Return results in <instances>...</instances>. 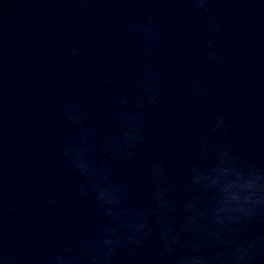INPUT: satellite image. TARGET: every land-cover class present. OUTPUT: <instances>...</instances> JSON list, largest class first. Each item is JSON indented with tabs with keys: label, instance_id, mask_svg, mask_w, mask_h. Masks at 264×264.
<instances>
[{
	"label": "water",
	"instance_id": "obj_1",
	"mask_svg": "<svg viewBox=\"0 0 264 264\" xmlns=\"http://www.w3.org/2000/svg\"><path fill=\"white\" fill-rule=\"evenodd\" d=\"M204 8L194 0H0V196L14 209L2 215L12 249L46 257L61 229L75 239L73 224L99 228L100 210L71 190L62 146L79 144L82 129L66 108L94 130L97 161L105 159L99 145L136 116L147 134L142 156L174 149L178 176L201 138L264 171V0ZM149 81L156 103L140 105ZM219 117L226 133L212 131ZM128 175L134 197L146 199L144 169ZM64 191L74 202L50 207Z\"/></svg>",
	"mask_w": 264,
	"mask_h": 264
},
{
	"label": "clouds",
	"instance_id": "obj_2",
	"mask_svg": "<svg viewBox=\"0 0 264 264\" xmlns=\"http://www.w3.org/2000/svg\"><path fill=\"white\" fill-rule=\"evenodd\" d=\"M211 2L194 0L197 10ZM141 91L151 95L140 105L156 103L150 81ZM194 104L189 102L190 110ZM65 116L82 129L79 144L62 146L75 173L71 190L100 210L99 228L73 224L80 233L75 239L61 229L46 257L21 246L14 250L2 227L4 208L14 209L0 196V264H264V232L255 227L264 224V171L241 163L230 147L213 148L201 138L178 176L169 164L178 159L174 149L142 156L147 134L136 116L123 118L118 132L99 145L105 159L97 161L90 156L97 147L94 130L67 108ZM212 131H228L223 117ZM136 167L144 169L149 182L144 200L134 197L128 175ZM72 202L68 191L48 200L52 208Z\"/></svg>",
	"mask_w": 264,
	"mask_h": 264
}]
</instances>
